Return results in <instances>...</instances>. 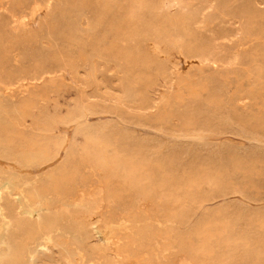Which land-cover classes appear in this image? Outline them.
Instances as JSON below:
<instances>
[{
  "label": "rangeland",
  "instance_id": "obj_1",
  "mask_svg": "<svg viewBox=\"0 0 264 264\" xmlns=\"http://www.w3.org/2000/svg\"><path fill=\"white\" fill-rule=\"evenodd\" d=\"M134 1L135 0H102L101 4L94 3L89 7H85L82 5V0H77V12L84 10L93 22H98L97 30L87 37L85 52L81 51L76 45H72L70 42L59 41L58 45L54 48L44 47L42 44V39L46 38L49 32L53 31L57 26L62 27L64 25L65 17L69 12L73 11L72 3H64L58 0V3L54 5L53 9L44 13L43 16L36 21L37 23H33V34L30 33L31 31H29V28H21L17 22H11L7 16L2 13L0 14V75L2 78L10 79L16 77L18 74L24 75L29 70H32L33 67L38 66L41 69H51L55 71L53 73L54 75H64L66 83H73L70 88L66 87L65 84L60 86H53L52 84L47 88L29 87L23 89V91H16L15 94H12L13 98L11 95L8 97L5 95L0 97V100L2 99V102L0 101V112L3 113V115L0 113V124H4L5 126L14 124L13 122L17 119L16 117L14 118L13 114L18 112V117L20 118L17 117L18 126L16 125V130L23 146L26 144V148L44 149L50 137L56 139L62 138L61 140L63 142V150L61 148L57 153L52 155L53 160L37 164L27 163L21 156L8 153L7 150L0 146V150L2 149L4 151L1 150L0 152V164H4L0 165V184H4L9 180H22V184L29 189L33 187L32 189L43 192L44 197L42 196L37 199L39 205L42 204L46 197L50 201L53 200L52 202L55 203L57 197L50 175L53 172L60 171L61 165H63V162L67 161L69 157L70 162L73 161L72 163L74 166L79 167L80 171L81 169L84 171L86 167L82 164L85 163L87 154L83 153V155L82 151L79 149V136L80 133L90 128H95L107 142L106 154L109 156L118 155L122 158L134 157L137 161L140 159L138 162L141 164L138 169V178L136 179V181H138V186L134 189L128 186L125 187L122 194L123 207L121 206V210L124 211L122 217L124 218L123 222H127L129 225L131 224L130 227L132 228L134 227L133 229L131 228V230L134 238V246L139 259L143 257V259H147L150 264H175L179 258L185 257L184 254L189 252L187 256L190 254L196 255L191 257L196 264H229V261H231L230 264H239L240 262H242L240 264H264V114H262L264 113V92H261L264 91V0H187L188 3L185 0H183L184 2L182 0ZM180 1L182 3L186 2V4H181ZM0 2H10L11 4L22 2L24 5L26 4L25 6L31 7L32 3L34 5L35 0H0ZM144 3H147V5L145 6ZM260 12L261 14H259ZM120 22L127 25L131 24L133 27V34L124 39L120 45L118 55L115 56L112 53L114 50L112 51L110 45L113 33L116 30V25ZM260 37L261 39H259ZM19 41H21V43ZM151 45H154L155 52L160 53L154 55L155 52L150 50ZM244 47L245 49L242 50ZM24 48H26V50ZM13 49H15V52ZM5 51H7V53ZM8 51L10 53H8ZM180 52L181 54L179 55ZM6 54L9 56L7 57ZM92 54H99L105 61L114 59L118 62L120 61L122 71L119 73L112 71L113 74L111 71H107L102 77L104 79L101 78V82L96 80V72L91 59ZM15 56H17V59ZM164 56H166V58ZM201 64L203 66H201ZM204 64L206 66H204ZM213 64L215 65L213 66ZM186 66L188 68H186ZM140 70L144 73L140 72ZM177 70H181L179 72L181 78L183 77L185 82H189L186 86L182 87L183 89H180L179 86L176 85L177 80L175 75L176 73V76L179 75ZM155 76L157 78L159 77L158 79L160 82ZM248 77H250V79ZM152 80L155 82H152ZM247 81H251L250 84L249 82L247 84ZM259 81H261L260 85L258 83ZM102 82L105 86H103ZM238 82L242 83V85ZM255 84H257V86ZM190 86H195L196 88H194L196 90ZM198 86L201 87H199V90ZM189 88H192L193 91L191 89L189 90ZM202 88L204 91L207 88V93L205 91L207 95ZM235 88L239 89V91H236ZM253 88L258 91L260 90L262 94L258 91H254ZM174 90L175 92L171 94L170 92ZM45 91H49L50 94L46 95ZM179 91L180 93H178ZM250 91L252 93H249ZM162 92L167 94L169 99L167 96H164L165 94L163 95ZM197 92H201L202 95L200 93L199 95ZM190 93L192 96L189 95ZM29 94L31 96H29ZM138 94H141V96L139 97ZM185 94H188L187 98ZM136 95L138 96L136 97ZM143 95L144 97H142ZM261 96L263 98H261ZM35 97L36 99L34 100ZM71 97H73V99ZM176 97H178L179 101ZM57 100L61 104H59ZM195 102L196 104H194ZM236 102L238 103L235 104ZM29 104V112L26 117H22L20 115L21 108ZM163 105L165 107H163ZM170 108H175V111L172 109L170 112L174 111L173 113L168 112ZM252 110L256 111L252 112ZM145 111L147 112L145 113ZM66 112L67 114H65ZM162 112L163 114H161ZM183 113H186V116ZM260 113L262 116L259 115ZM167 114L168 116H166ZM154 115H157L156 119ZM223 118L224 121L226 120L225 122ZM203 119L206 121L205 125L203 124ZM146 121L147 123H145ZM209 124L213 127H210ZM200 127H202V130ZM204 127H206V129H204ZM220 128H222V131H220ZM227 128L228 130H226ZM204 131L208 132L205 133ZM69 137L70 139L68 141ZM110 139H112V143ZM83 142L84 144L87 143L86 140H83ZM113 143H115V146ZM144 147L145 149H143ZM81 154L83 156H81ZM71 157L73 158L71 159ZM235 160H238L237 163ZM2 171L5 173L3 174ZM25 171H28V173ZM85 171L89 172L88 169ZM223 173L225 174L223 175ZM129 189H131L132 192ZM138 193L147 195L149 199L152 198L153 202L157 203L153 204L152 199H150V203L153 204L152 208H150L149 211L141 212L137 205H133L135 204L133 200ZM154 197L157 200L154 199ZM10 199L11 198H8V201L5 203V212L8 219L18 222L17 225H24L30 222L31 219L33 220V218H31L33 216L25 217L24 214L21 213V206L14 201H10ZM154 208L156 210H154ZM156 211H158V213H156ZM164 211L167 217L163 214ZM84 214L85 211L81 210L70 211L64 216H59L54 225L55 231L62 232L66 241H68L70 245L72 244L71 246L77 251L96 257L98 259V264H121L119 261V259H121L120 257H114V254H110V251H105L102 248V242L94 231L82 227L80 221L82 216H85ZM3 216L5 215L1 212V235L5 233V226L8 222L6 216L5 219H3ZM217 221L220 222L219 228ZM150 224H152V226ZM209 224H211V227ZM195 225L197 227H195ZM212 226H217V229ZM135 228L137 230H135ZM195 228H197L196 231H194ZM198 229L201 230L199 231ZM211 232H213V234H211ZM204 234L205 236H203ZM215 234L216 237L214 236ZM238 235L239 237L243 235L245 237H242L243 240L239 243L237 241H240L241 238L237 237ZM142 236L144 238H142ZM206 236L208 238H206ZM38 238L40 239L39 234L36 235L33 241L39 242L40 240ZM195 238H197V241H195ZM231 238H233L235 242H233ZM227 240L230 243H228ZM163 241L167 243L165 242V244ZM222 241L224 242L222 243ZM74 242L76 243L74 244ZM190 242H192L191 246H189ZM249 242H251V244ZM255 243H257V245ZM0 244H2L0 245V254L5 256L4 264L31 263L25 251H22L20 254L13 251L14 254H12V256H14L12 257L10 256L11 254H9L10 250L8 244ZM202 244H210L211 251L203 252ZM193 245L196 246L194 247L196 252H194L195 250L192 248ZM255 245L256 248L254 247ZM244 246H246V250L248 248L252 250L249 251L248 249L246 251L243 248ZM201 248L202 250H200ZM231 248L234 250H231ZM201 251L204 254L203 256H207L203 257ZM175 253L177 255H175ZM170 254L173 255L170 256ZM15 255H17L19 259H14V257L16 258ZM216 256H218V259ZM250 256L252 257L250 258ZM170 257L171 259H169ZM161 258L163 260H160ZM108 259L114 260L109 261ZM224 260H227V262ZM52 262L55 264L52 258L48 259V264H53ZM40 263L45 264L42 261L36 262L35 264ZM59 263L62 264L61 262H57V264Z\"/></svg>",
  "mask_w": 264,
  "mask_h": 264
},
{
  "label": "bare ground",
  "instance_id": "obj_2",
  "mask_svg": "<svg viewBox=\"0 0 264 264\" xmlns=\"http://www.w3.org/2000/svg\"><path fill=\"white\" fill-rule=\"evenodd\" d=\"M2 1V0H1ZM24 1V0H23ZM29 1V0H28ZM64 3H72L73 4V11L69 12V14L65 17V22L64 25L62 27L57 26L53 31L49 32L48 36L46 38L42 39V44L44 47H48V48H54L58 45L59 41H64V42H70L72 45H76L81 51L85 52L86 49V45H87V37H89L91 35L92 32H94L95 30H97L98 28V22H93V20H91L89 18V16H87V14L83 11H79L77 12V0H60ZM137 0H135L134 2H136ZM143 1V0H142ZM164 1V0H163ZM183 1V0H182ZM187 1V0H185ZM238 1V0H237ZM247 1V0H246ZM7 2V1H5ZM102 0H82V5L85 7H89L91 6V4H101ZM109 2V1H107ZM153 2V1H152ZM181 2V1H180ZM184 2V1H183ZM25 3V2H24ZM58 3V0H35L34 5L32 3L31 7L25 6L22 2H17L16 4H11L9 3H1L0 2V14H4L5 16H7L11 22H17L18 25L21 28H29V31H31L30 33L33 34V23L38 21L39 18H41L43 16L44 13H47L49 10L53 9L54 5ZM159 3V2H158ZM188 3V1H187ZM213 3V1H212ZM247 3V2H246ZM245 3V4H246ZM106 4V2H105ZM110 4V3H108ZM145 4V3H144ZM181 4H186L182 3ZM180 4V5H181ZM260 4V3H259ZM31 5V4H30ZM29 5V6H30ZM103 5V4H102ZM147 5V3L145 4V6ZM260 6V5H259ZM258 6V7H259ZM262 6V5H261ZM213 7V6H212ZM247 7V6H246ZM263 7V6H262ZM136 8V7H135ZM141 8V7H140ZM139 10V9H138ZM141 10V9H140ZM152 10V9H151ZM158 10V9H157ZM261 14V12L259 13ZM258 15V14H257ZM264 15V14H263ZM108 16V15H107ZM125 16V15H123ZM6 17V18H7ZM223 18V17H222ZM264 18V17H263ZM228 19V18H227ZM44 20V19H43ZM47 20V19H46ZM125 20V19H124ZM230 20V19H229ZM52 21V20H51ZM45 22V21H44ZM128 22V21H127ZM233 22V21H232ZM239 22V21H238ZM37 23V22H36ZM46 23V22H45ZM53 23V22H52ZM59 23V22H58ZM130 23V22H129ZM243 23V22H242ZM50 24V23H49ZM108 24V23H107ZM207 24V23H206ZM48 25V24H47ZM46 25V26H47ZM258 25V24H257ZM263 25V24H262ZM45 26V25H44ZM53 26V25H52ZM106 26V25H105ZM39 27V26H38ZM49 28V27H48ZM184 28V27H183ZM249 30V29H248ZM46 32V31H45ZM1 33V31H0ZM17 33V31H16ZM44 33V32H43ZM35 34V32H34ZM133 34V27L131 24H122V22H120L118 25H116V30L113 33V38L111 39V45L110 48L112 49V53L117 56L119 51H120V45L121 43L124 41V39L127 36H132ZM30 35V34H29ZM40 35V33H39ZM104 35V34H102ZM11 36V35H10ZM25 37V36H24ZM31 37V36H30ZM16 38V37H15ZM104 38V36H103ZM183 38V37H182ZM248 38V37H247ZM256 38V37H255ZM254 38V39H255ZM19 39V38H18ZM17 39V40H18ZM26 39V38H25ZM29 39V38H28ZM35 39V38H34ZM261 39V37L259 38ZM11 40V39H10ZM20 40V39H19ZM22 40V39H21ZM24 40V39H23ZM105 40V39H104ZM249 40V38H248ZM253 40V39H252ZM258 40V39H257ZM41 41V40H40ZM224 41V40H223ZM259 41V40H258ZM257 41V42H258ZM264 41V40H263ZM262 41V42H263ZM15 42V40H14ZM21 43V41H19ZM96 42V41H95ZM228 42V41H227ZM247 42V41H246ZM12 43V42H11ZM18 43V42H17ZM249 43V42H248ZM256 43V42H255ZM10 44V43H9ZM109 44V43H108ZM253 44V43H252ZM264 44V43H263ZM22 45V44H21ZM13 46V45H12ZM16 46V45H15ZM242 46V45H241ZM261 46V45H260ZM71 47V46H70ZM153 47V49H152ZM159 47V46H158ZM256 47V46H254ZM22 48V47H21ZM35 48V47H34ZM107 48V47H105ZM154 45L150 47V50L154 51ZM239 48V47H238ZM18 49V48H16ZM26 50V48H24ZM70 49V48H69ZM131 49V48H130ZM245 49L242 48V50ZM15 52V49H13ZM12 50V51H13ZM53 50V49H52ZM101 50V49H100ZM157 50V49H156ZM240 50V49H239ZM35 52H37L36 50H34ZM78 51V50H77ZM104 51V50H103ZM102 51V52H103ZM7 53V51H5ZM4 52V53H5ZM21 52V51H20ZM83 52V53H84ZM155 52V51H154ZM152 52V53H154ZM8 53H10L8 51ZM79 53V52H78ZM160 53V52H155V54ZM239 53V51H238ZM32 54V53H31ZM162 54V53H161ZM178 54V53H177ZM176 54V55H177ZM181 54V52L179 53V55ZM235 54V51H234ZM15 55V54H14ZM123 55V54H122ZM139 55V54H137ZM238 55V54H237ZM240 55V54H239ZM5 56V55H4ZM7 56V54H6ZM9 56V55H8ZM7 56V57H8ZM37 56V55H36ZM61 56V55H60ZM89 56V55H88ZM163 56V55H162ZM182 56V55H181ZM3 57V56H1ZM17 59V56H15ZM20 57V56H19ZM30 57V56H29ZM84 57V56H83ZM139 57V56H138ZM166 58V56H164ZM183 57V56H182ZM240 57V56H239ZM11 58V57H10ZM13 58V56H12ZM41 58V57H40ZM62 58V57H61ZM90 58V57H89ZM82 59V58H81ZM85 59V58H84ZM83 59V60H84ZM91 59H92V65L94 67V70L96 72L95 77L96 80L101 82V78L104 76V73L107 71H112L115 73H119L122 71L121 69V62L117 61L116 59L111 60V61H105L103 60L102 57H100L99 54H92L91 55ZM135 59V58H134ZM255 59V57H254ZM14 60V58H13ZM19 60V59H18ZM63 60V58H62ZM127 60V59H126ZM125 60V62H126ZM131 60V59H130ZM185 60V59H184ZM129 61V60H128ZM171 61V60H170ZM177 61V60H176ZM264 61V60H263ZM189 62V61H188ZM236 62V61H235ZM38 63V62H37ZM139 63V62H138ZM150 63V62H149ZM261 64V62H260ZM263 64V63H262ZM28 65V64H27ZM126 65H130V64H126ZM148 65V64H147ZM188 65V64H186ZM212 65V63H211ZM215 64H213L214 66ZM190 66V65H188ZM195 66V65H194ZM201 66H203L201 64ZM200 66V67H201ZM204 66H206L204 64ZM212 66V67H213ZM14 67V66H13ZM175 67V66H174ZM197 67L199 69V66L197 64ZM240 67V66H239ZM22 68V66H21ZM139 68V67H137ZM136 68V69H137ZM141 68V67H140ZM186 68H188L186 66ZM185 68V69H186ZM192 68V67H190ZM215 68V67H214ZM243 68V67H242ZM67 69V67H66ZM203 69V68H202ZM190 70V69H189ZM200 70V69H199ZM245 70V69H244ZM250 70V69H249ZM17 71V70H16ZM14 71V72H16ZM133 71V70H132ZM178 71V70H177ZM181 70L178 71V73ZM203 71V70H202ZM261 71V70H260ZM55 71H52L51 69H41L38 66L33 67L32 70H29L28 72H26L24 75L22 74H18L16 75V77L14 78H10V79H5L2 78L0 75V97H2L3 95L5 96H9L11 95V97L13 96L12 94H15L16 91H20L29 87H34V88H47L48 86L52 85L53 86H60L65 84L66 87H71L73 83L68 84L65 82L64 79V75H54ZM130 72V71H129ZM128 72V73H129ZM140 72H143L142 70H140ZM156 72V70H155ZM263 72V71H262ZM144 73V72H143ZM113 74V73H112ZM111 74V75H112ZM142 74V73H140ZM183 74V72H182ZM80 75V74H79ZM130 75V73H129ZM128 75V77H129ZM134 75V74H133ZM166 75V74H165ZM177 75V73H176ZM175 75L176 78V85L179 86V88L181 89L182 87L186 86L187 83H189L188 81L185 82V80L183 79V77L181 78L180 73L178 76ZM184 75V74H183ZM187 75V74H185ZM127 76V75H125ZM131 76V75H130ZM147 76V75H146ZM168 76V75H167ZM122 77V76H121ZM127 77V78H128ZM139 77V76H138ZM156 77V76H155ZM163 77V76H162ZM235 77V76H234ZM84 78V77H83ZM133 78V76H132ZM142 78V77H141ZM157 78V77H156ZM159 78V77H158ZM157 78V79H158ZM169 78V77H167ZM250 79V77H248ZM254 78H258V77H254ZM82 79V78H80ZM93 79V78H92ZM104 79V78H102ZM110 79V78H109ZM139 79V78H137ZM152 79V78H151ZM162 79V78H161ZM238 79V78H237ZM90 80V79H89ZM121 80V79H120ZM142 80V79H141ZM140 80V81H141ZM159 80V79H158ZM163 80V79H162ZM166 80V79H165ZM195 80V79H194ZM87 81V80H86ZM129 81V80H128ZM146 81V80H145ZM150 81V80H149ZM154 80H152L153 82ZM88 82V81H87ZM94 82V80H93ZM106 82V81H105ZM108 82V81H107ZM114 82V81H113ZM118 82V80H117ZM116 82V84H117ZM131 82V80H130ZM134 82V81H133ZM143 82V81H142ZM141 82V83H142ZM155 82V81H154ZM160 82V80H159ZM225 82V81H224ZM229 82V81H228ZM234 82V81H233ZM249 81H247L248 84ZM251 82V81H250ZM249 82V84H250ZM256 82V81H255ZM259 81V85H260ZM263 82V81H262ZM158 83V82H157ZM166 83V82H165ZM192 83V82H191ZM190 83V84H191ZM197 83V82H196ZM226 83V82H225ZM237 83V82H236ZM235 83V84H236ZM240 83V82H238ZM98 84V83H97ZM103 84V82H102ZM100 84V85H102ZM107 84V83H106ZM143 84V83H142ZM229 84V83H228ZM231 84V83H230ZM234 84V85H235ZM242 85V83H240ZM245 84V83H244ZM246 84V85H247ZM99 85V84H98ZM196 85V84H195ZM245 85V86H246ZM257 86V84H255ZM254 85V86H255ZM258 85V86H259ZM97 86V85H96ZM103 86H105V84H103ZM147 86V85H146ZM175 86V85H174ZM173 86V87H174ZM229 86V85H228ZM231 86V85H230ZM128 87V86H127ZM131 87V86H130ZM134 87V86H132ZM168 87V85H167ZM170 87V86H169ZM192 88H194L193 86H190ZM200 86H198V90L201 88H199ZM204 87V85H203ZM223 87V86H222ZM247 87V86H246ZM263 87V86H262ZM60 88V87H58ZM100 88V86H99ZM129 88V87H128ZM136 88V87H135ZM148 88V87H147ZM192 88H189V90L191 89L193 91ZM196 88V87H195ZM194 88V90H196ZM229 88V87H228ZM227 88V89H228ZM237 88V87H236ZM235 88V89H236ZM240 88V87H238ZM243 88V87H242ZM164 89V88H163ZM174 89V88H172ZM179 89V90H180ZM183 89V88H182ZM188 89V88H186ZM203 89V88H202ZM234 89V90H235ZM254 89V88H253ZM56 90V89H55ZM62 90V89H61ZM135 90V89H134ZM166 90V89H165ZM239 91V89H236V91ZM252 90V87H251ZM25 91V90H24ZM27 91V90H26ZM35 91V90H34ZM68 91V90H67ZM124 91V90H123ZM122 91V92H123ZM131 91V90H130ZM187 91V90H186ZM191 91V92H192ZM204 91V89H203ZM206 93H207V88H206ZM204 91V93H205ZM230 91V90H228ZM244 91V90H243ZM246 91V89H245ZM253 91V90H252ZM254 91H258L255 90ZM69 92V91H68ZM137 92V91H135ZM140 92V90H139ZM175 92L172 91L170 92L171 94ZM177 92V91H176ZM260 92V90L258 91ZM264 92V91H261ZM260 92V93H261ZM29 93V92H28ZM46 95H49L50 92L49 91H45ZM67 93V92H66ZM163 93V92H162ZM180 93V91L178 92ZM183 93V91H182ZM198 94L201 92H197ZM203 93V92H202ZM205 93V94H206ZM216 93V92H215ZM214 93V95H215ZM249 93H252L251 91ZM31 94V93H30ZM29 94V96H31ZM131 94V93H130ZM133 94V93H132ZM165 93H163L164 95ZM193 94V93H192ZM199 94V95H200ZM247 94V93H246ZM245 94V95H246ZM262 94V93H261ZM260 94V95H261ZM17 95V94H16ZM45 95V94H44ZM123 95V94H122ZM139 97L141 96V94H138ZM136 95V97L138 96ZM146 95V94H144ZM144 95L142 97H144ZM149 95V94H148ZM182 95V94H181ZM186 95V94H185ZM188 95V94H187ZM186 95V98H187ZM191 95V93L189 94ZM194 95V94H193ZM202 95V94H201ZM207 95V94H206ZM258 95V94H257ZM259 95V96H260ZM4 96V97H5ZM36 96V95H35ZM43 96V95H41ZM120 96V95H118ZM127 96V95H126ZM131 96V95H130ZM164 96H167V94H165ZM175 96V94H174ZM192 96V95H191ZM189 96V97H191ZM224 96V95H222ZM221 96V97H222ZM233 96V95H232ZM240 96V95H239ZM264 96V94H263ZM34 97V96H33ZM45 97V96H44ZM64 97V96H63ZM62 97V98H63ZM116 97V96H115ZM138 97V98H139ZM181 97V96H180ZM184 97V96H183ZM225 97V96H224ZM228 97V96H227ZM242 97V96H240ZM250 97V96H249ZM13 98V97H12ZM43 98V97H42ZM46 98V97H45ZM73 99V97H71ZM105 98V97H104ZM109 98V97H108ZM119 98V97H118ZM135 98V97H134ZM137 98V99H138ZM167 98L169 99V97L167 96ZM178 100V97H176ZM232 98V97H231ZM261 98H263L261 96ZM27 99V98H26ZM33 99V98H30ZM36 99V97L34 98V100ZM44 99V98H43ZM48 99V98H47ZM77 99V98H76ZM151 99V98H150ZM184 99V98H183ZM182 99V100H183ZM227 99V98H226ZM237 99V98H236ZM25 100V99H24ZM28 100V99H27ZM26 100V101H27ZM52 100V99H51ZM120 100V99H119ZM125 100V99H124ZM181 100V99H180ZM187 100H191V99H187ZM186 100V101H187ZM223 100V99H222ZM233 100V99H232ZM241 100V99H240ZM247 100V99H246ZM2 102V99L0 100ZM55 101V99H54ZM67 101V100H66ZM74 101V100H73ZM77 101V100H76ZM118 101V100H117ZM168 101V100H167ZM179 101V100H178ZM177 101V102H178ZM235 101V99H234ZM238 101V100H237ZM245 101V100H242ZM241 101V102H242ZM254 101V100H253ZM261 101V100H260ZM263 101V99H262ZM261 101V102H262ZM56 102V101H55ZM58 102V100H57ZM87 102V101H86ZM119 102V101H118ZM124 102V101H123ZM184 102V101H183ZM188 102V101H187ZM199 102V101H198ZM201 102V101H200ZM226 102V101H225ZM224 102V103H225ZM246 102V101H245ZM250 102V101H248ZM247 102V103H248ZM25 103V102H24ZM28 103V101H27ZM59 104H61L60 102H58ZM88 103V102H87ZM189 103V102H188ZM191 103V102H190ZM223 103V104H224ZM227 103V102H226ZM225 103V104H226ZM238 102H236L235 104H237ZM245 103V104H247ZM254 103V102H251ZM258 103V102H257ZM121 104V103H120ZM149 104V103H148ZM196 104V102L194 103ZM193 104V105H194ZM240 104V103H239ZM261 104V103H260ZM14 105V104H13ZM20 105V104H18ZM23 105V103H22ZM32 105V104H31ZM91 105V104H90ZM156 105V104H155ZM168 105V104H167ZM189 105V104H188ZM242 105V104H241ZM259 105V104H258ZM2 106V105H1ZM15 106V105H14ZM29 105H24L21 108L20 111V115L22 117H26L27 113L29 112ZM35 106V105H34ZM33 106V107H34ZM149 106V105H148ZM161 106V105H160ZM227 106V104H226ZM16 107V106H15ZM18 107V106H17ZM57 107V106H56ZM163 107H165L163 105ZM190 107V106H189ZM223 107V106H222ZM221 107V108H222ZM232 107V106H231ZM239 107V106H238ZM246 107V106H245ZM254 107V105H253ZM257 107V105H256ZM8 108V107H7ZM12 108V107H11ZM31 108V107H30ZM59 108V107H58ZM70 108V106H69ZM142 108V107H141ZM159 108V106H158ZM157 108V110H158ZM168 108V107H167ZM179 108V107H178ZM210 108V107H209ZM247 108V107H246ZM259 108V107H258ZM13 109V108H12ZM20 109V108H19ZM35 109V108H34ZM73 109V106H72ZM173 108H170L168 112H170V110H172ZM175 109V108H174ZM173 109V110H174ZM195 109V108H194ZM242 109V108H241ZM244 109V108H243ZM248 109V108H247ZM260 109V108H259ZM64 110V108H63ZM142 110V109H141ZM144 110V108H143ZM146 110L148 111V109L146 108ZM166 110V109H165ZM182 110V109H181ZM199 110V109H198ZM257 110V109H256ZM256 110H252L256 111ZM6 111V109H5ZM19 111V110H18ZM61 111V110H60ZM69 111V110H68ZM71 111V110H70ZM74 111V110H73ZM145 111V113L147 112ZM159 111V110H158ZM175 111V110H174ZM174 111L170 112L173 113ZM197 111V109H196ZM200 111V110H199ZM204 111V110H202ZM210 111V110H209ZM213 111V110H212ZM219 111V110H218ZM242 111V110H241ZM244 111V110H243ZM259 111V110H258ZM14 112V110H13ZM63 112V111H62ZM166 112V111H165ZM167 112V113H168ZM191 112V111H190ZM211 112V111H210ZM261 112V110H260ZM1 113V112H0ZM36 113V111H35ZM150 113V112H149ZM208 113V111H207ZM214 113V112H213ZM219 113V112H218ZM222 113V112H221ZM251 113V112H250ZM3 115V113H1ZM11 114V113H10ZM67 114V112L65 113ZM74 114V113H73ZM72 114V115H73ZM138 114V113H137ZM154 114V113H153ZM163 114V112L161 113ZM169 114V113H168ZM168 114L166 116H168ZM184 114V113H183ZM186 114V113H185ZM184 114V115H185ZM226 114V113H225ZM229 114V113H227ZM234 114V113H233ZM264 114V113H262ZM12 115V114H11ZM10 115V116H11ZM32 115V114H31ZM136 115V114H135ZM139 115V114H138ZM145 115V114H144ZM170 115V114H169ZM179 115V114H178ZM183 115V116H184ZM217 115V113H216ZM261 115V113L259 114ZM1 116V115H0ZM14 118L16 117V119L18 120V112L13 114ZM64 116V114H63ZM66 116V115H65ZM82 116V115H81ZM149 116V114H148ZM155 116V115H154ZM157 116V115H156ZM155 116V119H156ZM186 116V115H185ZM220 116V115H219ZM249 116V115H248ZM257 116V115H256ZM262 116V115H261ZM7 117V116H6ZM18 117V118H17ZM161 117V116H160ZM165 117V116H164ZM178 117V116H177ZM12 118V117H11ZM35 118V117H34ZM141 118V117H140ZM167 118V117H166ZM172 118V117H171ZM193 118V117H192ZM198 118V117H196ZM201 118V117H200ZM238 118V117H237ZM244 118V117H243ZM247 118V117H246ZM1 119V118H0ZM26 119V118H25ZM36 119V118H35ZM38 119V118H37ZM68 119V118H67ZM165 119V118H164ZM202 119V118H201ZM200 119V120H201ZM210 119V118H209ZM212 119V118H211ZM236 119V118H235ZM239 119V118H238ZM14 120V119H13ZM17 120L15 122H13L14 124H9L8 126L4 125V124H0V146L3 147V149L7 150L8 153H11L13 155H19L21 156L27 163H32V164H37V163H42L45 161H50L53 160L52 159V155H54L55 153L58 152V150H60L62 148V138H52L50 137V140L48 141V143L46 144L45 148H26V144L25 146L22 145L20 138L17 134V130H16V125H17ZM70 120V119H69ZM154 120V119H153ZM158 120V119H157ZM156 120V121H157ZM176 120V119H175ZM204 120V119H203ZM258 120V118H257ZM264 120V118H263ZM5 121V119H4ZM7 121V120H6ZM11 121V119H10ZM27 121V120H26ZM33 121V120H32ZM62 121V120H61ZM197 121V120H196ZM209 121V120H208ZM216 121V120H215ZM224 121V118H223ZM226 121V120H225ZM224 121V122H225ZM234 121V120H233ZM3 122V121H2ZM28 122V121H27ZM36 122V121H35ZM71 122V121H70ZM160 122V120H159ZM201 122V121H200ZM199 122V123H200ZM205 120H204V125H205ZM228 122V121H227ZM25 123V122H24ZM147 123V121L145 122ZM149 123V122H148ZM173 123L175 124V122L173 121ZM259 123V122H258ZM22 124V123H21ZM26 124V123H25ZM154 124V123H153ZM152 124V125H153ZM157 124V123H156ZM178 124V123H177ZM180 124V123H179ZM198 124V123H197ZM208 124V123H207ZM212 124V123H210ZM209 124V125H210ZM214 124V122H213ZM216 124V122H215ZM221 124V123H220ZM29 125V124H28ZM100 125V124H99ZM155 125V124H154ZM18 126V125H17ZM26 126V125H25ZM93 126V125H92ZM98 126V125H97ZM151 126V125H150ZM201 126V125H200ZM219 126V123H218ZM215 126V127H218ZM224 126V125H223ZM257 126V124H256ZM198 127V126H197ZM203 127V126H202ZM202 127L201 130H202ZM209 127V126H208ZM210 127H213L210 125ZM222 127V125H221ZM18 128V127H17ZM21 128V127H20ZM52 128V127H51ZM160 128V127H159ZM258 128V126H257ZM27 129V128H26ZM204 129H206V127H204ZM218 129V128H217ZM222 131V128H220ZM230 129V128H229ZM18 130L20 131V129L18 128ZM23 130V129H22ZM212 130V129H211ZM225 130V129H223ZM228 130V128L226 129ZM225 130V131H226ZM53 131V130H52ZM63 131V130H62ZM67 131V130H66ZM184 131V130H183ZM187 131V130H186ZM22 132V131H21ZM18 132V133H21ZM49 132V131H48ZM68 132V131H67ZM80 132V131H79ZM100 132V131H99ZM123 132V131H122ZM185 132V131H184ZM193 132V131H192ZM205 132V131H204ZM208 131H206L205 133H207ZM51 133V132H50ZM199 133V132H198ZM202 133V132H200ZM29 135V134H28ZM107 135V134H106ZM206 135V134H205ZM56 136V135H54ZM70 136V135H68ZM108 136V135H107ZM181 136V135H180ZM260 136V135H259ZM115 137V136H114ZM256 138V137H255ZM70 137L68 138L69 141ZM113 139V138H112ZM112 139H110L111 143H112ZM35 140V139H34ZM32 140V141H34ZM83 140H86V144H84ZM29 141V140H28ZM40 142V141H39ZM44 142V141H43ZM38 143V142H37ZM46 143V142H45ZM65 143V142H64ZM67 143V142H66ZM119 143V142H118ZM141 143V142H140ZM146 143V142H145ZM144 143V144H145ZM155 143V142H154ZM39 144V143H38ZM115 143H113L114 145ZM156 144V143H155ZM29 145V143H28ZM68 145V144H66ZM78 145H79V149L80 151H82L83 153L87 154V159H85V165L82 164L83 166H85L86 168H84V171L81 169V171L79 170V167L74 166V164L72 162H70V157L67 159V161L63 162V165H61V170L58 172H53L50 176V179L53 182L54 185V191L56 194V202L53 203L52 201H50L47 197L45 198V200L42 202V204L39 205V203L37 202L38 198L43 196V192L39 191L37 189H32V188H28L26 187L24 184H22V180H9L7 182H5L4 184H0V211L2 212L3 215L6 216V208H5V203L6 201H8V198H11L10 201H14L15 203L19 204L21 206V213L24 214L25 217H31L33 218V220L31 219L30 222L26 223V224H22V225H17L18 222L13 221L11 219H8L7 216V220L8 222L6 223L5 226V233L4 234H0L1 238H0V243H4V244H8L9 250L11 254L10 256H12V254H14L13 251H16L18 254H20L22 251H25L26 254L29 256L30 258V262L32 264H35L36 262L38 263L39 261H42L45 264H48V259H53L55 261V264H57V262H61L62 264H98V259L94 256L88 255L84 252H80L77 251L75 248H73L68 241H66L65 236L63 235L62 232L60 231H55L54 225L57 222V218L59 216H64L67 212L70 211H85V216H82L81 218V225L82 227L89 229L91 231H94L97 234V237L101 240L102 242V248L105 251H110V254H114V257H120L121 259H119V261L121 262V264H150L148 262L147 259H143V257L141 259H139L138 254L136 252L135 246H134V238H133V233L130 227V225L127 222H123V215H124V211L121 210V206H122V199H123V191L125 189L126 186H128L129 188H137V182L136 179L138 178V169H139V160L137 161L134 157L133 158H122L121 156L118 155H113V156H109L108 154H106V148H107V142L104 140V137H102L95 128H90L89 130L80 133L79 136V140H78ZM77 145V146H78ZM136 145V144H135ZM154 145V144H153ZM157 145V144H156ZM115 146V145H114ZM198 146V145H197ZM35 147V146H34ZM112 147V146H111ZM66 148V147H65ZM110 148V147H109ZM205 148V147H204ZM145 149V147L143 148ZM2 150V149H1ZM0 150V152H1ZM63 150V148H62ZM70 150V149H69ZM109 150V149H108ZM113 150V149H112ZM3 151V150H2ZM75 151V150H74ZM116 151V149H115ZM4 152V151H3ZM72 152V151H71ZM79 152V151H78ZM77 152V153H78ZM149 152V151H147ZM81 153V152H80ZM124 153V152H123ZM193 153V152H192ZM69 154V153H68ZM81 154V156H83ZM115 154V153H114ZM117 154V153H116ZM10 155V154H9ZM74 155V154H73ZM79 155V154H78ZM126 155V154H125ZM250 155V154H249ZM248 155V156H249ZM11 156V155H10ZM57 156V155H56ZM80 156V155H79ZM78 156V157H79ZM128 156V154H127ZM233 156V155H232ZM254 156V154H253ZM143 157V156H142ZM231 157V156H229ZM235 157V156H234ZM3 158V156H2ZM73 157H71L72 159ZM81 159V158H80ZM152 159V157H151ZM237 159V157H236ZM240 159V158H239ZM83 160V159H82ZM230 160V158H229ZM232 160V159H231ZM23 161V160H22ZM226 161V160H225ZM233 161V160H232ZM236 161V160H235ZM234 161V162H235ZM238 161V160H237ZM236 161V163H237ZM246 161V160H245ZM253 161V160H252ZM84 162V160H83ZM227 162V161H226ZM229 162V161H228ZM231 162V161H230ZM255 162V160H254ZM79 163V162H78ZM239 163V162H238ZM6 164V163H5ZM46 164V163H45ZM242 164V163H240ZM248 164V162H247ZM252 164V163H251ZM254 164V163H253ZM0 165H4V164H0ZM27 165V164H26ZM25 165V166H26ZM230 165V164H229ZM246 165V163H245ZM8 166V165H5ZM14 166V165H13ZM12 166V167H13ZM82 166V168H83ZM235 166V165H234ZM237 166V165H236ZM242 166V165H240ZM16 167V166H15ZM9 168V167H8ZM25 168V167H24ZM57 169V168H56ZM86 169L89 170V172L85 171ZM147 169V168H146ZM217 169V168H216ZM219 169V168H218ZM221 169V168H220ZM3 170V169H2ZM39 170V169H38ZM215 170V169H214ZM227 170V169H225ZM4 171V170H3ZM2 171V172H3ZM28 173V171H25ZM221 172V171H220ZM219 172V173H220ZM5 172H3L4 174ZM9 174V173H8ZM23 174V173H22ZM225 173H223L224 175ZM149 175V174H148ZM10 177V176H9ZM13 177V176H12ZM8 178V177H7ZM14 178V177H13ZM20 178V177H19ZM22 178V177H21ZM26 178V177H25ZM5 179V178H4ZM27 179V178H26ZM3 180V179H2ZM34 180V179H33ZM42 183V182H40ZM139 184V183H138ZM143 185V184H142ZM161 186V185H160ZM37 188V187H36ZM50 188V187H49ZM46 189V188H45ZM132 189V190H133ZM153 189V188H152ZM47 190V189H46ZM131 191V189H129ZM136 190V189H135ZM138 190V189H137ZM149 191V190H148ZM147 191V192H148ZM127 192V191H126ZM132 192V191H131ZM138 192V191H137ZM141 192V191H140ZM151 192V190H150ZM153 192V191H152ZM125 193V192H124ZM129 194V193H128ZM134 194V193H133ZM132 194V195H133ZM154 195V193H153ZM44 197V196H43ZM135 197V196H133ZM132 198V197H131ZM163 198V197H162ZM152 199V198H150ZM150 199L148 198L147 195H144L143 193H138L135 197V199L133 200L135 204L133 205H137L139 210L142 211H149L150 208H152V205L154 203L157 202H153L152 199V203H150ZM154 199H156L154 197ZM165 199V198H164ZM163 199V200H164ZM172 199V198H170ZM41 200V199H39ZM157 200V199H156ZM166 200V199H165ZM169 200V199H168ZM167 200V202H168ZM129 201V200H128ZM131 201V200H130ZM160 201V200H159ZM126 202V201H124ZM166 202V201H165ZM166 202V203H167ZM10 203V202H9ZM8 203V204H9ZM129 203V202H127ZM126 203V204H127ZM163 203V202H160ZM169 203V202H168ZM158 205V204H157ZM184 205V204H182ZM181 205V206H182ZM13 206V205H12ZM127 206V205H126ZM129 206V205H128ZM156 206V205H155ZM160 206V205H159ZM158 206V207H159ZM166 206V205H165ZM164 206V207H165ZM168 206V205H167ZM8 207V206H6ZM123 207V206H122ZM133 207V206H132ZM162 207V206H161ZM180 207V206H179ZM185 207V206H184ZM125 208V206H124ZM166 208V207H165ZM169 208V207H168ZM171 208V206H170ZM19 209V208H18ZM186 209V208H185ZM126 210V209H125ZM152 210V209H151ZM154 210H156L154 208ZM163 210V208H162ZM165 210V209H164ZM173 210V209H172ZM17 211V210H16ZM19 211V210H18ZM130 211V209H129ZM132 211V210H131ZM138 211V210H137ZM167 211V210H166ZM175 211V210H173ZM180 211V210H179ZM178 211V212H179ZM185 211V210H184ZM0 212V213H1ZM133 212V211H132ZM150 213V212H149ZM156 213H158V211H156ZM167 213V212H166ZM169 213V211H168ZM127 214V213H126ZM134 214V213H133ZM136 214V213H135ZM151 214V213H150ZM160 214V213H159ZM165 214V211L164 213ZM179 214V213H178ZM185 214V213H184ZM144 215V214H143ZM146 215V214H145ZM166 215V214H165ZM173 215V214H172ZM181 215V213H180ZM5 216H3L5 219ZM70 216V215H69ZM136 216V215H135ZM151 216V215H150ZM162 216V215H161ZM134 217V216H133ZM144 217V216H143ZM147 217V215H146ZM167 217V215H166ZM171 218H173L172 216H170ZM175 217V216H174ZM178 217V216H177ZM191 217V216H190ZM132 218V217H131ZM145 218V217H144ZM158 218V217H157ZM156 218V220H157ZM160 218V216H159ZM189 218V217H188ZM137 219V218H136ZM163 219V218H162ZM160 219V220H162ZM166 219V218H165ZM187 219V218H186ZM190 219V218H189ZM210 219V218H209ZM128 220V219H127ZM152 220V219H151ZM218 220V218H217ZM129 221V220H128ZM155 221V220H154ZM172 221V220H170ZM209 221V220H208ZM207 221V222H208ZM212 221V220H211ZM216 221V218H215ZM214 221V223H215ZM221 221V220H220ZM148 222V221H147ZM162 222V221H161ZM185 222V221H184ZM203 222V221H201ZM218 222V221H217ZM135 223V222H134ZM210 223V222H209ZM212 223V222H211ZM64 224V223H63ZM165 224V223H164ZM206 224V223H205ZM220 222H218V228ZM223 224V223H221ZM80 225V224H79ZM135 225V224H133ZM152 226V224H150ZM207 225V224H206ZM225 225V224H224ZM223 225V226H224ZM146 226V225H145ZM164 226V225H163ZM209 226L211 227V224H209ZM155 227V226H153ZM170 227V226H169ZM195 227H197L195 225ZM206 227V226H205ZM215 227V226H212ZM217 227V226H216ZM215 227V229H217ZM222 227V226H221ZM226 227V226H225ZM134 228V227H133ZM132 228V229H133ZM139 228V227H137ZM148 228V227H146ZM167 228V227H166ZM161 229V228H160ZM165 229V228H162ZM197 228H195L194 231H196ZM209 229V228H208ZM207 229V231H208ZM214 229V228H213ZM214 229V230H215ZM135 230H137L135 228ZM147 230V229H144ZM143 230V231H144ZM199 230V229H198ZM201 230V229H200ZM199 230V231H200ZM205 230V229H204ZM212 230V229H211ZM219 230V229H218ZM225 230V229H224ZM140 231V230H138ZM142 231V232H143ZM154 231V229H153ZM193 231V230H192ZM147 232V231H146ZM151 232V230H150ZM155 232V231H154ZM203 232V231H202ZM206 232V231H205ZM209 232V231H208ZM216 232H220V231H216ZM241 232V231H239ZM245 232V230H244ZM248 232V231H247ZM160 233V232H159ZM215 233V232H214ZM231 233V232H230ZM236 233V232H235ZM39 234L40 235V241H33L36 237V235ZM95 234V235H96ZM168 234V232H167ZM190 234V233H189ZM209 234V233H208ZM211 234H213V232H211ZM239 234V233H238ZM244 234V233H243ZM249 234V233H248ZM74 235V233H73ZM139 235V234H137ZM142 235V234H141ZM200 235V233H199ZM202 235V233H201ZM221 235V233H220ZM228 235V234H227ZM232 235V234H231ZM71 236V235H70ZM147 236V235H146ZM205 236V234L203 235ZM210 236V235H209ZM216 237V234L214 235ZM154 237V236H152ZM182 237V236H181ZM188 237V236H187ZM212 237V235H211ZM219 237V236H218ZM224 237V235H223ZM239 237V235L237 236ZM244 237V235L242 236ZM242 237L240 241H237L238 243L241 242L243 239ZM250 237V236H249ZM75 238V237H74ZM142 238H144L142 236ZM147 238V237H145ZM166 238V236H165ZM184 238V237H183ZM192 238V237H191ZM200 238V237H199ZM206 238H208L206 236ZM221 238V237H220ZM235 238V237H234ZM245 238V237H244ZM248 238V237H247ZM81 239V238H80ZM186 239V238H185ZM197 241V238H195ZM205 239V238H204ZM210 239V238H209ZM208 239V240H209ZM214 239V237H213ZM226 239V238H225ZM233 240V238H231ZM250 239V238H248ZM96 240V239H95ZM153 240V239H152ZM155 240V238H154ZM153 240V242H154ZM170 240V239H168ZM192 240V239H191ZM199 240V239H198ZM207 240V239H206ZM212 240V239H211ZM229 240V239H228ZM227 240V241H228ZM238 240V239H237ZM33 241V242H31ZM75 241V240H74ZM150 241V240H149ZM180 241V240H179ZM189 241V240H188ZM187 241V242H188ZM213 241V240H212ZM216 241V240H215ZM247 241V240H245ZM251 241V240H250ZM258 241V240H257ZM85 242V240H84ZM138 242V241H137ZM164 243L166 241H163ZM182 242V241H181ZM194 242V240H193ZM221 242V241H219ZM224 241H222L223 243ZM233 242H235L233 240ZM76 242H74L75 244ZM136 243V242H135ZM141 243V242H140ZM167 243V242H166ZM165 243V244H166ZM174 243V242H173ZM190 242V245L191 246ZM203 243V242H202ZM228 243H230L228 241ZM251 244V242H249ZM82 244V243H80ZM79 244V245H80ZM137 244V243H136ZM149 244V243H148ZM154 244V243H153ZM180 244V242H179ZM200 244V243H199ZM198 244V245H199ZM214 244V243H213ZM218 244V242H217ZM237 244V243H236ZM257 245V243H255ZM2 245V244H0ZM78 245V243H77ZM96 245V244H94ZM184 245V243H183ZM210 244H202L203 246V252L205 251H211L210 249ZM216 245V243H215ZM245 245V244H244ZM256 245L254 246L256 248ZM259 245V244H258ZM264 245V244H263ZM262 245V246H263ZM164 246V245H163ZM170 246V244H169ZM200 246V245H199ZM213 246V245H212ZM220 246V245H219ZM232 246V245H231ZM84 247V246H83ZM88 247V246H87ZM165 247V246H164ZM193 245V249H194ZM242 247V246H241ZM246 246H244L243 248L245 249ZM248 247V246H247ZM253 247V248H254ZM261 247V246H260ZM147 248V247H146ZM162 248V247H161ZM168 248V247H167ZM190 248V247H189ZM188 248V250H189ZM214 248V247H213ZM258 248V247H257ZM83 249V248H82ZM149 249V248H148ZM151 249V248H150ZM173 249V248H172ZM191 249V248H190ZM215 249V248H214ZM233 248H231L232 250ZM237 249V248H236ZM249 249V248H248ZM247 249V250H248ZM259 249V248H258ZM263 249V248H262ZM195 250V249H194ZM193 250V251H194ZM202 250V248L200 249ZM229 250V249H228ZM230 250V251H231ZM234 250V249H233ZM246 250V249H245ZM246 250V251H247ZM252 250V249H251ZM249 249V251H251ZM264 250V249H263ZM145 251V250H144ZM156 251V250H155ZM161 251V250H160ZM190 251V250H189ZM13 252V253H12ZM149 252V251H148ZM181 252V251H179ZM185 252V251H184ZM196 252V250L194 251ZM202 252V251H201ZM203 252L201 253L202 256L204 255ZM241 252V251H240ZM245 252V251H244ZM93 253V252H91ZM141 253V252H140ZM139 253V254H140ZM161 253V252H160ZM174 253V252H173ZM186 253V252H185ZM189 253V252H188ZM184 254L185 257L183 258H179L175 264H196V262L193 260V258H191L192 256H196L194 254H190L189 256H187V254ZM192 253V252H191ZM255 253V252H254ZM253 253V254H254ZM263 253V252H262ZM207 254V253H206ZM240 254V253H239ZM246 254V253H245ZM103 255L105 256V253L103 252ZM169 255V254H168ZM173 254H170V256ZM175 255H177L175 253ZM219 255V254H218ZM248 255V254H247ZM246 255V256H247ZM14 256V255H13ZM12 256V257H13ZM16 258L14 257V259H19L17 258V255H15ZM19 256V255H18ZM27 256V257H28ZM201 256V255H200ZM201 256V257H202ZM207 256V255H205ZM203 256V257H205ZM214 256V255H213ZM239 256V255H238ZM241 256V255H240ZM263 256V254H262ZM21 257V256H20ZM26 257V258H27ZM151 257V256H150ZM178 257V256H177ZM179 257H180V253H179ZM182 257V256H181ZM218 259V256H216ZM233 257V256H231ZM235 257V256H234ZM252 256H250L251 258ZM110 258V257H109ZM191 258V259H190ZM208 258V257H207ZM206 258V259H207ZM221 258V257H219ZM230 258V257H229ZM23 259V257H22ZM171 259V257L169 258ZM174 259V260H175ZM204 259V258H203ZM236 259V258H235ZM239 259V258H238ZM249 259V257H248ZM253 259V258H252ZM264 259V258H263ZM26 260V259H25ZM24 260V261H25ZM109 261H113L114 259H108ZM160 260H163L162 258ZM208 260V259H207ZM216 260V259H215ZM237 260V259H236ZM246 260V259H245ZM251 260V259H250ZM5 261V256L3 254H0V264H4ZM23 261V260H22ZM29 261V259H28ZM172 261V260H171ZM225 261V260H224ZM239 261V260H238ZM241 261V260H240ZM262 261V258H261ZM163 262V261H162ZM218 262V261H217ZM223 262V261H222ZM227 262V260L225 261ZM231 261H229L230 264ZM253 262V261H252ZM264 262V261H263ZM16 263V262H15ZM30 263V264H31ZM53 263V262H52ZM165 263V262H164ZM214 263V262H213ZM221 263V262H220ZM242 263V262H240ZM239 263V264H240ZM246 263V262H245ZM42 264V263H40ZM51 264V263H50ZM54 264V263H53ZM60 264V263H59ZM118 264V263H117ZM157 264V263H156ZM161 264V263H160ZM168 264V263H167ZM206 264V263H205ZM211 264V263H210ZM233 264V263H231ZM244 264V263H243ZM251 264V263H250ZM253 264V263H252ZM256 264V263H255Z\"/></svg>",
  "mask_w": 264,
  "mask_h": 264
}]
</instances>
